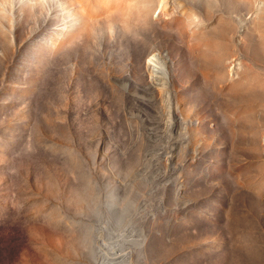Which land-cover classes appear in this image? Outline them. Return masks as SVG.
Returning <instances> with one entry per match:
<instances>
[{
    "label": "rangeland",
    "instance_id": "374dc122",
    "mask_svg": "<svg viewBox=\"0 0 264 264\" xmlns=\"http://www.w3.org/2000/svg\"><path fill=\"white\" fill-rule=\"evenodd\" d=\"M0 264H264V0H0Z\"/></svg>",
    "mask_w": 264,
    "mask_h": 264
},
{
    "label": "bare ground",
    "instance_id": "6f19581e",
    "mask_svg": "<svg viewBox=\"0 0 264 264\" xmlns=\"http://www.w3.org/2000/svg\"><path fill=\"white\" fill-rule=\"evenodd\" d=\"M167 9V4L165 3V2H163L162 4H161V12L162 11H164V10H166ZM87 21L89 22V24L90 25H95L94 24V21H95V19H94V17L93 16H88L87 17ZM56 34V33H55ZM53 35V34H52ZM65 38V37H64ZM54 41V40H53ZM58 41V40H57ZM162 84H159V86H160V90H162L163 91V93H164V90L166 89V81L164 80L163 82H161Z\"/></svg>",
    "mask_w": 264,
    "mask_h": 264
}]
</instances>
